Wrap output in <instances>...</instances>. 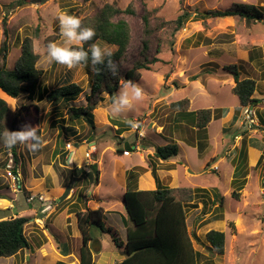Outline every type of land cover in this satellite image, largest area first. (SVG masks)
Wrapping results in <instances>:
<instances>
[{
  "label": "rangeland",
  "instance_id": "rangeland-1",
  "mask_svg": "<svg viewBox=\"0 0 264 264\" xmlns=\"http://www.w3.org/2000/svg\"><path fill=\"white\" fill-rule=\"evenodd\" d=\"M39 1L41 0H0V50L6 38L4 35L6 25L10 47L7 67L13 69L20 58L25 37H36L34 49L40 56L37 67L43 71L41 88L50 92L63 85L74 83L79 85L83 92L85 91L84 94H90L94 74L92 65L71 70L55 63L45 66L44 56L47 45L52 42L63 43L58 19L61 14L74 15L82 21V24L93 28L96 16L106 5H113L122 11L115 17V21H126L130 32V43L125 56L117 64L121 76L139 58L146 14L150 15L154 28L159 21H175L185 13L192 14L191 19L196 18V20H188L184 28L178 32H174L175 26H168L156 33V39L152 42V51L155 53V48L160 43L161 52L158 54L160 61L150 70H141L140 79L131 84L142 93L141 102L133 103L131 111L119 117L111 112L112 99L128 85H124L123 81L119 90L111 96L112 99L108 93L102 94L103 99L94 110L95 129L85 120L78 123L69 122L65 114V102L62 100L51 104L47 100L40 101L39 94L32 96L24 93L19 98L12 99L0 93V97L7 101L10 109L6 119V132L21 130L24 125H31V121L37 118L43 141H49L50 144L46 143L49 151L54 150L61 154L62 157L57 159V165H63L65 172L68 170L67 175L71 172L66 160L68 151L74 148L78 154L80 149H83L81 145L88 150L91 149L90 145L94 147L95 144L91 160L96 161L103 156L101 161L103 177L97 192L99 197L111 196L109 201H100V207L111 206L112 210L121 214V219L125 215V190H123L125 182L127 188L133 190L140 181L144 185L141 188L148 191L161 187L170 188L173 182L175 185L171 189L179 191L178 198L191 200L185 205V211L188 231L199 253L198 264H264V156L258 164L252 154L259 148L258 138L264 143V123L261 120L260 125L252 126L246 119L245 110L239 106L232 111L221 108L238 105L239 99L232 92L235 81L230 71L231 66L235 64L240 67L242 79H252L258 84V90H264V63L263 66L250 63L262 56L264 58V17L259 22L249 21L244 17L220 19L196 17L200 16L197 14L207 10H224L236 4L257 6L264 13V0H46L44 3ZM128 8L131 9V13L126 12ZM96 43L108 46L113 53L118 50L117 46L108 44L103 39ZM2 63L0 56V64ZM84 94L78 97V101H82L83 104L77 103L76 107L87 105ZM185 99L190 102L188 111L177 112L172 104ZM23 106H37L39 112L34 108L23 112ZM208 109L213 110L216 121H213L208 130L195 127L196 113ZM249 109L258 113L263 119L261 110L264 109V97L262 104ZM17 113L21 115L18 117ZM228 113L242 114L243 122L247 124L246 129L242 127L238 129V132H241L239 134L244 138L242 146L237 147L238 149L234 148L235 132L226 134L229 137L227 141L223 140L225 137L221 135L223 128H228L230 123L227 120H219V117L221 115L224 117ZM52 121L55 123L53 127L50 126ZM185 121L189 123V127L193 126L194 130L186 128ZM129 124L138 125V129L132 131L128 127ZM67 125L69 129L65 130ZM63 126L65 129L62 128ZM172 133L191 140L196 138V133L201 138L209 137L211 148L214 147L211 158L203 164L198 153L190 148L186 153L190 158L191 166L178 158L161 161L154 157L155 152L148 149L167 145L163 144L164 139L174 136ZM93 141L96 142L93 144ZM106 141L110 143L105 144ZM221 142L226 146L224 153H218ZM68 144H71V149ZM76 144L80 145L76 146ZM125 144H128L129 151H133L135 147L131 156L117 154L116 149L118 147L125 149ZM139 145L141 149L138 148ZM35 152L25 145L18 144L9 149L0 143V194L3 197L0 199V211L10 204L14 206L12 212L6 214L7 217L12 215L22 217L24 214L21 215L19 212L29 209L26 201L30 194L20 192L18 182L13 179L12 170L16 166V161L21 162V165L24 162L21 168L24 166L25 169L27 166L25 164L37 157L38 154ZM13 153L16 155L14 156ZM219 155L217 160L212 159ZM209 162L215 164L210 167L212 164ZM80 167L83 170L84 165ZM58 168L61 169L59 166ZM58 168L57 171L61 175ZM188 169L193 170L195 175ZM76 172L79 173L78 181L81 184L78 193L83 192L85 196L92 186H97L96 173L90 168L89 172L94 178L91 179L92 183L89 181L86 184L85 180L89 175L83 171ZM63 176L66 177V174ZM229 179L232 180L230 184ZM149 180L152 186L148 185ZM195 188H205L204 190L207 191ZM181 190L186 192H180ZM234 192L238 194L237 197L234 196ZM221 197L224 198L223 204ZM64 205L66 203L55 204L58 207H55L56 211L53 215L60 213ZM38 212L41 213L40 208ZM48 224H52L50 218ZM28 228L27 233L31 231V228ZM76 230L79 231L77 227ZM112 230L114 235L102 233L97 227L92 230L94 240L102 239L101 256L99 255L101 250L96 251L92 248L97 264L101 260V264H111L109 261L112 258L125 257L122 240L125 242L127 239L116 228L112 227ZM211 230L226 234V249L223 255L212 251L210 243L206 240V234ZM71 234L70 229L66 237L55 232V240L58 243L69 244L71 250L75 252V257L79 258L82 240L77 236L72 238ZM25 255L26 252L23 251L20 255H16V259L0 258V264H19L20 261L25 264ZM45 262L40 259L36 264Z\"/></svg>",
  "mask_w": 264,
  "mask_h": 264
},
{
  "label": "trees",
  "instance_id": "trees-1",
  "mask_svg": "<svg viewBox=\"0 0 264 264\" xmlns=\"http://www.w3.org/2000/svg\"><path fill=\"white\" fill-rule=\"evenodd\" d=\"M131 13V9L126 10ZM122 11L113 5H106L96 16L93 28L96 36L92 41L84 45L87 48L90 44L103 39L108 44L115 45L118 50L114 53L112 59L118 64L128 49L130 43V32L125 20L115 21V17ZM189 13L179 16L175 21H159L154 28L152 26L149 14L144 16V36L142 40V49L139 58L134 62L123 76L113 75L103 66H96L92 78L91 93L87 95V105L76 107L73 103L79 97L83 90L74 83L63 85L52 92L41 88L43 71L38 69L37 63L40 56L34 49V38L25 37L21 46V55L13 69L7 67L9 57V31L5 25V40L0 50V56L3 63L0 64V93L8 98L17 99L22 94H39L38 99L43 101L47 99L54 103L59 100L65 102L64 109L66 117L71 123L79 121L87 122L95 126V113L98 103L103 99L102 94L108 93L112 96L117 92L122 83L134 84L140 79L141 70H150L160 59V43L153 53L152 42L156 39V33L168 26H175L174 32L184 28L188 20L191 19ZM206 18L218 17H244L249 21H261L264 17L262 10L257 6L236 4L233 7L224 10H208L202 14H197ZM83 27H87L82 24ZM37 35V34H36ZM89 65H91L89 63ZM230 71L234 76L236 85L233 89L238 96L242 107L252 105L254 99L252 96L256 91V82L252 79L240 80V72L237 66H231ZM99 69V70H98ZM112 98V97H111ZM74 104V105H73ZM177 112H186L190 102L188 99L178 101L172 104ZM34 108L39 112L37 106H23V112ZM10 112L6 100L0 97V133L6 132V119ZM18 117L21 115L17 113ZM213 119V110H200L196 113L194 125L199 129H204ZM31 126L36 127V131L43 140L40 128V122L37 118L31 121ZM64 123V122H63ZM63 129L64 126L62 127ZM69 129V126L65 129ZM121 130V128L119 129ZM75 134V133H74ZM127 149L129 148L126 144ZM131 147V146H130ZM38 151V150H37ZM129 151V150H128ZM118 155H123L124 150L118 147ZM155 157L162 161H168L179 155V146L177 144H167L156 148ZM96 173L95 183L98 184L100 171L97 164L90 165ZM80 171V169H79ZM85 173V171L83 170ZM91 173V172H90ZM88 173L89 178L85 183H92L93 176ZM86 174V173H85ZM236 175V174H235ZM207 191L204 189H197ZM180 192H186L181 190ZM179 191L171 188H158L154 191H138L136 189L127 190L124 195V205L126 218L124 225L127 228L126 243L124 247L125 259L119 264H198L199 253L195 249L192 238L188 231L185 205L190 203L186 198H178ZM234 196H238L234 192ZM0 198H2L0 196ZM224 198L221 197L223 204ZM78 228L81 232L82 246L80 248V264H94L92 241V230L99 228L102 233L110 234L113 230L106 226L103 209H96L86 205L85 212H78ZM30 219L27 217H16L11 219H0V258H10L18 255L21 251L29 247V241L26 236V226ZM114 235V233H113ZM118 243V238H116ZM206 240L211 245V250L216 254L223 255L226 249V234L224 232L211 230L206 234Z\"/></svg>",
  "mask_w": 264,
  "mask_h": 264
},
{
  "label": "crops",
  "instance_id": "crops-1",
  "mask_svg": "<svg viewBox=\"0 0 264 264\" xmlns=\"http://www.w3.org/2000/svg\"><path fill=\"white\" fill-rule=\"evenodd\" d=\"M218 18L220 19V18H232V17H218ZM250 63L257 65V66H263L262 64L264 63V58L262 56L260 59H254ZM234 66H237L238 70L240 71V67L238 65L235 64ZM239 78H240V80H243L241 76H239ZM246 79H249V78H246ZM234 81H235V79H234ZM234 84L236 85V82ZM43 91H45V90H43ZM84 92L82 91L81 94H84ZM232 92L234 93L233 90H232ZM87 95H89V94H84L85 100H86ZM263 97H264V90H258V84L256 83V91H255L254 95L252 96V98L254 99V102L252 103V105L247 106V107H242L240 104V100H238V102H237L238 105H234L231 107L224 106L221 108H223L224 110L230 109L232 111L234 108L237 109V107L239 106L242 110L246 111L251 107H256L258 104H262V98ZM110 98H111V96H110ZM44 100H47V99H44ZM73 103L75 105L77 103L83 104V102L78 101V99L76 101H74ZM261 113L264 115V109H263V111L261 110ZM255 114H256V112H255ZM54 115H56V113H54ZM215 119H216V117H213V120L211 121V123L205 128L206 130L209 129L210 125L213 123V121ZM220 119L227 120L230 123L229 127L223 128V132H221V135H224V137H225V138H223V140L227 141V139L229 137L226 136V134L233 131V132H235V135H234L235 138L233 139V141L235 142L234 148H236V149H238L237 147L240 148L243 144L244 138H243V135H240L241 132H238V129H240V127L244 128V129L247 128V124L245 122H243L242 114L228 113L224 117L221 115V117H219V120ZM261 120H263V123H264V116L262 119L260 117V115L257 113L256 117H255L256 124L260 125ZM53 122L54 121H52L50 123L51 127H53L55 124ZM188 124L189 123L185 121V127L191 128L194 130V127L193 126L189 127ZM224 125L225 124H223V127H224ZM67 127H68V125H67ZM172 135H174V133H172ZM196 135L197 136L194 140L186 139V137L185 138L179 137L180 135L179 136L174 135L172 137H166L164 139L165 141L163 144H177L179 146V155L175 158H172L171 160L178 158L180 160H184L185 163L187 162L191 166L190 160H189L190 158L186 153V150H189L188 148H190L194 152L198 153L203 164H204V162H207L209 160V158H211V153L214 150V147L211 148L212 144L210 142L209 137L201 138L200 136H198V133H196ZM217 138H216V142L218 141ZM52 139H54V138H52ZM168 139H170V140H168ZM57 140H58V137H57ZM257 141L259 144V148L257 149V151L255 153L252 152V154H253L255 161L258 164H260L261 160L264 156V143H262V141L259 138ZM43 142H44L43 146L37 152H35L38 154V155L36 154L37 157L35 156L34 158L31 159V161L28 164H25V165H27V166H25L26 170L23 168L24 166L21 168V166L24 165L23 164L24 162L21 165V162H18V161H16V166L12 170L20 178V182H19L20 192H22L23 194H24V192L30 194L28 199L32 196H37V198L32 202H29V200L27 199L26 204H28L27 205L29 208L28 210H23V211L20 210L21 212H19L21 215L24 214V216H22V217H27L30 219L29 224L26 226V233H27V230L29 229L28 227L31 228V231L27 233V238L29 241V247L23 250L26 252L25 264H26V261L28 262L27 264H36L37 261L40 259H41V261H44V262L46 261L44 264H72V263L73 264H80L79 258L75 257V252H73L71 250V247L69 246V244H67L66 242L65 243L56 242L55 232L66 237V234L67 233L69 234V229H70L72 232V234L70 236L72 238H75V236H77L78 239H81V232L78 228V216H77V214H78V212H85L86 211V205H88V207H94L96 209H99V208L103 209V212L105 215L106 226L110 227L111 229H112V227L116 228L120 233L123 234V237L125 236L127 239V228L124 225V218H126V211H125V215H123L122 219H121V216H120L121 214L120 215L117 214L116 213L117 211L112 210L111 206H107L105 208L100 207L101 206L100 201H103V200L109 201L111 199V196L110 197H104V196L99 197L98 192H97V189L100 186V180L103 177V171L101 168V164H102L101 161H102L103 156L101 158L99 157L98 160H96V161L91 160L92 162H94L93 164L96 163L98 165V168L100 171V177H99V182H98L97 186L96 187L92 186L90 188V190L84 196L83 192L78 193V190L81 188V184L78 181V179H80V177L78 175L79 173H77L76 171L80 172V171L84 170L85 173H87V174L90 173L89 172V170L91 168L90 165H92V164L88 163V161L85 159V152H86L87 148L84 145H81L80 147H82L83 149L81 150L79 147L80 153H78V154H77L76 150L74 151V148H72V149L70 148L71 150L68 151V155H67L66 160H67V163L69 165L68 168L70 169L71 172H70V175H67L68 170H66V172H65V170H64L65 167L63 165H61V164L57 165L58 164L57 159L59 157L60 158L62 157L61 154L56 153V151H54V150H53V152L49 151V149L46 146V143L50 144V143H48L49 141L45 140ZM94 142H96V141H93V144H94ZM101 143H104V142H101ZM108 143H110V142H107V141L105 142V144H108ZM77 145L79 146L80 144H76V146ZM261 145H262V147H261ZM76 146H74V147H76ZM109 146H110V144H109ZM126 146L127 145L125 144V146H124L125 149H123L124 150L123 155H130L131 156V153L134 152L135 147L133 146L134 147L133 151H128ZM251 146L253 147L252 143H251ZM138 148H140V145ZM156 148L151 147L148 150L154 153V152H156ZM225 150H226V146L221 142V146L219 147L218 153H221V152L224 153ZM200 151H201V153H199ZM62 152H64V151H62ZM154 154H153V156L155 157ZM13 155L15 156L16 154L13 153ZM221 156H223V154ZM219 157H220V155L215 156L212 159L215 161ZM221 160L223 161L224 157ZM221 160L219 162H221ZM209 164H212V163L209 162ZM214 164H212L210 167H212ZM83 165H84V167L82 170V168L80 166H83ZM58 166L61 169H59ZM76 166H78L79 168ZM38 167H39V170H37ZM57 168L59 169L61 175H59ZM76 168H78V169H76ZM66 169H67V167H66ZM79 169H80V171H79ZM188 171H190V169H188ZM190 172H192V174L195 175L193 170H191ZM63 174H66V177L63 176L64 179L62 177ZM207 174H208V172H207ZM68 176L70 177V180H69ZM22 179L24 182L22 181ZM125 180H126V178H125ZM64 181L66 183H64ZM231 181L232 180L229 179L228 183L230 184ZM69 182H71V184ZM45 185H47V187ZM148 185L152 186V183L150 180L148 182ZM173 185H175V184L173 182H171L170 188H174ZM141 187L143 188L144 185L141 184V182L139 181L137 183L136 190H138V191H146L147 190V189H142ZM198 188H195V189H198ZM202 189H205V188H202ZM123 190H125V192L128 190L126 182H125V185L123 186ZM150 190H152V189H150ZM0 196H1V194H0ZM2 198H0V199H2ZM40 198H42L43 200ZM56 200L58 202H56ZM58 203H66V205H64L65 207H63L60 210V213H58L57 215H53L56 211L55 207L60 206V205L55 206V204H58ZM13 207L14 206L12 204H10L8 207L3 208L0 211V215H1L0 219L15 218L16 217L15 215H14L15 217L13 215L11 217H7L9 212H12L11 209ZM39 208H40L41 213L38 212ZM198 210H199V208H198ZM49 218H50V220H52L51 225L48 224ZM31 226H33V227H31ZM76 227L79 231L76 230ZM38 237L41 239V241H39ZM98 239H99V241H101L100 242L101 243V248H100L101 252H99V255L101 256V254H102V239L101 238H98ZM91 243H93V242H91ZM122 243H126V241L124 242L122 240ZM23 251L18 253V255H20ZM16 257L17 256H13V257H10L9 259H11V258L16 259ZM93 257H94V264H97L96 255H94V253H93ZM124 259H125V257H122V256L118 257V259L112 258L109 261V263L110 262H111V264L116 263V262L121 263ZM101 262H102V260L99 261L98 264H101ZM19 264H24V263H22L20 261Z\"/></svg>",
  "mask_w": 264,
  "mask_h": 264
},
{
  "label": "clouds",
  "instance_id": "clouds-1",
  "mask_svg": "<svg viewBox=\"0 0 264 264\" xmlns=\"http://www.w3.org/2000/svg\"><path fill=\"white\" fill-rule=\"evenodd\" d=\"M58 19L63 43L52 42L47 45L44 56L45 66H50L55 63L71 70L73 68L87 66L90 63L93 67L103 66L113 75L117 74L118 65L112 59L114 53L111 48L101 43H92L87 48L84 47L85 44L92 41L96 36L94 28L83 27L82 21L74 15L61 14ZM141 99L142 93L134 85L128 84L125 86L124 91L118 93L112 99L111 112L114 116L119 117L123 113L131 111L132 104L140 103ZM128 127L132 131H135L138 125L129 124ZM0 143H3L9 149L18 144L25 145L31 151L35 152L43 146L44 142L38 135L36 127L26 124L21 130H8L7 132L0 133ZM13 173L14 176L19 178L14 171Z\"/></svg>",
  "mask_w": 264,
  "mask_h": 264
},
{
  "label": "built area",
  "instance_id": "built-area-1",
  "mask_svg": "<svg viewBox=\"0 0 264 264\" xmlns=\"http://www.w3.org/2000/svg\"><path fill=\"white\" fill-rule=\"evenodd\" d=\"M245 115H246V119L249 121V123H250L252 126H253V124H256V121H255V118H254L255 113H254L252 110H250V109L246 110V111H245ZM136 129H138V128H136ZM68 147L70 148V147H71V144H68ZM90 148H91V149H88V150L85 152V159H86L89 163L91 162V157H92V154H93V152H94V150H95V144H94V147H92V145H90ZM13 179H14L15 182H19V178H18L17 176H14V175H13ZM36 198H37V196H32V197H30L28 200H29V202H32V201H34ZM40 199H42V198H40ZM42 200H43V199H42Z\"/></svg>",
  "mask_w": 264,
  "mask_h": 264
},
{
  "label": "water",
  "instance_id": "water-1",
  "mask_svg": "<svg viewBox=\"0 0 264 264\" xmlns=\"http://www.w3.org/2000/svg\"><path fill=\"white\" fill-rule=\"evenodd\" d=\"M46 0H41V1H39V2H41V3H44ZM35 2H38V1H35ZM92 248L94 249V250H100V248H101V244H100V241L99 240H94L93 241V243H92Z\"/></svg>",
  "mask_w": 264,
  "mask_h": 264
}]
</instances>
